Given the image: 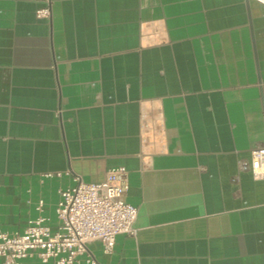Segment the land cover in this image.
Masks as SVG:
<instances>
[{
	"label": "crops",
	"instance_id": "crops-1",
	"mask_svg": "<svg viewBox=\"0 0 264 264\" xmlns=\"http://www.w3.org/2000/svg\"><path fill=\"white\" fill-rule=\"evenodd\" d=\"M44 5L0 0V227L24 231L43 200L56 230L74 174L124 166L137 234L66 264H264V178L247 167L264 147V1Z\"/></svg>",
	"mask_w": 264,
	"mask_h": 264
},
{
	"label": "built area",
	"instance_id": "built-area-1",
	"mask_svg": "<svg viewBox=\"0 0 264 264\" xmlns=\"http://www.w3.org/2000/svg\"><path fill=\"white\" fill-rule=\"evenodd\" d=\"M40 1L45 5L37 9V16L49 17L51 0ZM247 167L254 177L264 178V147L251 152ZM73 179V185L60 190L55 207L60 219L58 229L52 230L47 223L49 217L42 213L44 201L39 200L40 213L29 219L24 231L9 232L0 227V256L7 262L21 264L23 258L37 254L43 262L53 258L56 264H66L78 261L88 251L90 241L100 240L103 250L109 253L118 234H137L138 206L126 200V167H111L102 182H87L78 174ZM86 261L99 264L91 253H87Z\"/></svg>",
	"mask_w": 264,
	"mask_h": 264
},
{
	"label": "bare ground",
	"instance_id": "bare-ground-1",
	"mask_svg": "<svg viewBox=\"0 0 264 264\" xmlns=\"http://www.w3.org/2000/svg\"><path fill=\"white\" fill-rule=\"evenodd\" d=\"M262 1H264V0H262Z\"/></svg>",
	"mask_w": 264,
	"mask_h": 264
}]
</instances>
